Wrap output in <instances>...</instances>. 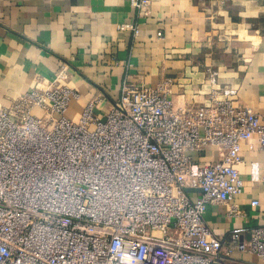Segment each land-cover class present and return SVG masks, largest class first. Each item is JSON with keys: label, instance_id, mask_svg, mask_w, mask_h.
Wrapping results in <instances>:
<instances>
[{"label": "built area", "instance_id": "1", "mask_svg": "<svg viewBox=\"0 0 264 264\" xmlns=\"http://www.w3.org/2000/svg\"><path fill=\"white\" fill-rule=\"evenodd\" d=\"M170 84L126 79L104 117L94 101L79 121L67 85L0 110V264H264V226L246 263L240 233L225 247L205 219L242 192V144L264 152V117L218 89L178 107Z\"/></svg>", "mask_w": 264, "mask_h": 264}, {"label": "crops", "instance_id": "2", "mask_svg": "<svg viewBox=\"0 0 264 264\" xmlns=\"http://www.w3.org/2000/svg\"><path fill=\"white\" fill-rule=\"evenodd\" d=\"M126 79L150 88L168 80L181 108L218 89L264 117V0H0V110L32 89L67 85L79 94L70 120L94 101L104 117ZM241 156L242 192L210 207L205 219L225 247L237 230L233 257L251 263L258 260L242 246L252 228L264 226V152L256 136Z\"/></svg>", "mask_w": 264, "mask_h": 264}]
</instances>
